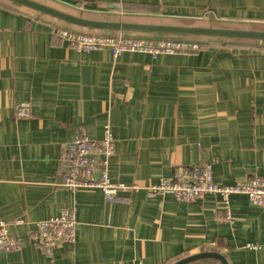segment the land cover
<instances>
[{
  "label": "crops",
  "instance_id": "obj_1",
  "mask_svg": "<svg viewBox=\"0 0 264 264\" xmlns=\"http://www.w3.org/2000/svg\"><path fill=\"white\" fill-rule=\"evenodd\" d=\"M34 1L90 20L264 31V0ZM54 28L109 34L0 0V223L22 243L0 264H175L201 253L264 264V209L245 196L231 198L229 221L217 196L185 203L142 190L111 203L99 190L60 186L68 144L101 140L106 125L115 139L106 165L113 183L147 186L203 163L220 186L264 178V41L110 32L202 46L114 58L73 49ZM22 103L31 117L16 118ZM66 210L79 224L76 242L48 257L31 233Z\"/></svg>",
  "mask_w": 264,
  "mask_h": 264
},
{
  "label": "built area",
  "instance_id": "obj_2",
  "mask_svg": "<svg viewBox=\"0 0 264 264\" xmlns=\"http://www.w3.org/2000/svg\"><path fill=\"white\" fill-rule=\"evenodd\" d=\"M55 33L76 50L90 53L96 50H110L114 58L125 52L145 53L157 58L161 55L196 53L202 46L190 40H146L124 36H110L101 33H78L64 28H54ZM18 119L31 117V106L22 103L15 108ZM115 153V139L110 125H106L101 140L77 136L66 149V174L60 186L73 193L99 190L106 201L115 202L121 194L145 191L150 196L171 195L178 202H195L209 196L221 199V205L232 221L229 211L230 200L234 196H245L250 203L264 209V178L253 177L239 181L232 186H220L214 182L212 165L181 167L170 178L161 179L156 184L141 186L113 183L106 169L107 159ZM31 233L33 243L48 257L58 247L76 242L78 222L74 211L66 210L58 218L40 222ZM22 243L17 240L7 223H0V255L18 251ZM249 249H255L248 246Z\"/></svg>",
  "mask_w": 264,
  "mask_h": 264
},
{
  "label": "water",
  "instance_id": "obj_3",
  "mask_svg": "<svg viewBox=\"0 0 264 264\" xmlns=\"http://www.w3.org/2000/svg\"><path fill=\"white\" fill-rule=\"evenodd\" d=\"M17 5L29 8L40 14L52 17L64 23L97 31L108 32H127L141 34H158L167 36H182V37H209L220 39H239L264 41V31H249L237 29H219V28H204V27H185L172 25H151L137 24L126 22L100 21L90 20L64 13L47 5L34 0H7ZM214 259L220 261L221 264H228L226 259L218 253H201L195 256L183 259L175 264H191L197 261Z\"/></svg>",
  "mask_w": 264,
  "mask_h": 264
},
{
  "label": "rangeland",
  "instance_id": "obj_4",
  "mask_svg": "<svg viewBox=\"0 0 264 264\" xmlns=\"http://www.w3.org/2000/svg\"><path fill=\"white\" fill-rule=\"evenodd\" d=\"M217 27V26H219V25H209V27ZM222 26V25H221ZM90 33H98V32H90ZM108 35H112V36H114V34H111L110 32H109V34ZM128 38H129V36H127ZM174 37V36H173ZM180 37L181 36H178V37H176L177 39H180ZM131 38H134L133 36L131 37ZM186 38H188V39H191V37H186ZM193 38V37H192Z\"/></svg>",
  "mask_w": 264,
  "mask_h": 264
},
{
  "label": "trees",
  "instance_id": "obj_5",
  "mask_svg": "<svg viewBox=\"0 0 264 264\" xmlns=\"http://www.w3.org/2000/svg\"><path fill=\"white\" fill-rule=\"evenodd\" d=\"M192 38V37H191ZM194 38V37H193ZM197 38H199V37H197Z\"/></svg>",
  "mask_w": 264,
  "mask_h": 264
}]
</instances>
